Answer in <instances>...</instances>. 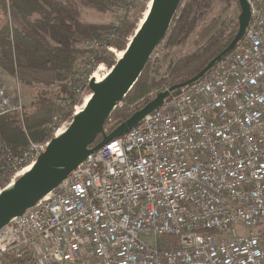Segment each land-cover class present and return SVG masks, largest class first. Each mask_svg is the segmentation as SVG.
<instances>
[{
	"label": "built area",
	"instance_id": "obj_1",
	"mask_svg": "<svg viewBox=\"0 0 264 264\" xmlns=\"http://www.w3.org/2000/svg\"><path fill=\"white\" fill-rule=\"evenodd\" d=\"M249 3L230 54L0 231V264H264V0ZM91 79L68 84L55 137L85 108ZM22 111L19 93L0 82V118ZM49 144L30 141L19 156L4 148L1 177L14 184ZM162 237L177 248L161 250Z\"/></svg>",
	"mask_w": 264,
	"mask_h": 264
},
{
	"label": "trees",
	"instance_id": "obj_2",
	"mask_svg": "<svg viewBox=\"0 0 264 264\" xmlns=\"http://www.w3.org/2000/svg\"><path fill=\"white\" fill-rule=\"evenodd\" d=\"M232 2L239 13L228 20L219 0H183L162 43L168 52L177 48L184 51L189 44L187 52L168 58L164 74L162 67L155 68L157 65L149 61L122 107L106 122L108 134L159 93L195 77L230 45L238 33L241 13L238 0H227L226 5ZM122 4V0H0V68L19 80L29 100L21 113L0 118V156L4 148L19 156L30 141L54 139L53 116L58 102L71 95L67 88L70 81L79 75L89 78L96 66L105 65L110 71L117 64L115 51L127 50L149 11L148 5L140 9L144 15L137 17L133 11L138 7H128L117 24H91L87 16L117 14ZM86 91L91 95L89 86ZM102 140L100 135L92 147ZM159 248H177L175 238H160ZM4 264H34V258L8 257Z\"/></svg>",
	"mask_w": 264,
	"mask_h": 264
},
{
	"label": "water",
	"instance_id": "obj_3",
	"mask_svg": "<svg viewBox=\"0 0 264 264\" xmlns=\"http://www.w3.org/2000/svg\"><path fill=\"white\" fill-rule=\"evenodd\" d=\"M182 2L183 0L151 1L147 16L127 50L123 52V57L118 58L117 64L101 82L94 78L89 82L91 96L85 108L74 117L64 134L50 141L46 153L37 159L31 170L0 194V231L57 189L90 155L137 127L173 93L203 78L244 39L252 17L251 6L249 0H238L241 9L239 29L230 45L195 77L159 93L112 133H106V122L122 105L143 74L155 49L168 35ZM100 135L103 140L92 147Z\"/></svg>",
	"mask_w": 264,
	"mask_h": 264
},
{
	"label": "rangeland",
	"instance_id": "obj_4",
	"mask_svg": "<svg viewBox=\"0 0 264 264\" xmlns=\"http://www.w3.org/2000/svg\"><path fill=\"white\" fill-rule=\"evenodd\" d=\"M219 1H220V3L218 5L225 6L224 14L227 16L228 20H234L235 17L239 13L236 4L234 2H232L231 4L226 5L227 4V0H219ZM122 3L123 4L120 6V10H119V12L117 14H112V13L110 14L109 13L108 15L100 16V15H95V14L89 13L88 16H87V21L89 23H91V24H97V25H104V24H109V23L110 24H117L119 22V18L123 17V14H124L123 11L129 9L127 7V5H125L123 0H122ZM150 3H151L150 0H145L142 3H138L137 5H135L132 8V9H134V8L138 7L137 10L133 11V14L135 15V17L144 15V14H142L140 12V9L142 8V6L144 4H147L148 5V9H149V6H150L149 4ZM145 16H146V14H145ZM0 21H1V19H0ZM189 46L190 45L188 44L187 48H185L184 51L182 49H178L177 48V49L172 50L171 52L170 51L168 52L167 49H166L165 42L162 43L158 54L152 60V65H157V66H155V68L162 67L161 73L164 74L166 72V67H167L166 64H167L168 60H170L171 58L179 57L182 52H184V53L187 52ZM112 51H115V50H112ZM115 53L117 54V59H118L117 51H115ZM101 67L104 70L99 71V69ZM108 73H109V69L105 65H99V66H96V68L94 69V71H93L91 76L93 77L94 75H98L99 77L105 78V76ZM0 74L2 76L0 78V82L3 83L8 89H10V91H12V93H13V91L15 93L16 92L19 93V95H20V97H21V99L23 101V109H24V103H25V105H27L29 103V100L26 98L27 92L23 89V87H22L21 83L19 82V80L17 78H13L10 75H8L3 69L2 70L0 69ZM80 77H84V76H80ZM71 81H73V80H71ZM67 88H69V87H67ZM65 97H66V95L64 96V98ZM89 97H90V93L88 91H85V93H83L81 95V97L79 99V104H78L79 110L83 109V107L85 105V100H86V98L88 99ZM62 101L58 102V107H59V105H61ZM120 107H122V105ZM74 112H75V109H74ZM0 170H1V168H0ZM3 179H6V178H3V177L0 176V180H3ZM11 184H13V183L10 180L8 182L7 186H10ZM8 257L15 258L14 256H8ZM8 257H6V258H8ZM6 258H5V260H6ZM5 260H4V262H5ZM20 260H22V259H20ZM4 262H3V264H4Z\"/></svg>",
	"mask_w": 264,
	"mask_h": 264
},
{
	"label": "bare ground",
	"instance_id": "obj_5",
	"mask_svg": "<svg viewBox=\"0 0 264 264\" xmlns=\"http://www.w3.org/2000/svg\"><path fill=\"white\" fill-rule=\"evenodd\" d=\"M149 5H150V6H149V8H150V7H151V4H149ZM147 13H148V12H147ZM146 16H147V14H146ZM142 22H143V21H142ZM122 57H123V53H118V58L121 59ZM101 70H104V69L101 67V68L99 69V71H101ZM93 78L96 79L97 82H101V81L104 79L103 77H99L98 75H94ZM89 99H90V97L88 98L87 102L89 101ZM64 133H65V129H62V130L59 132L58 136H60V135H62V134H64ZM30 170H31V168L26 169V170L21 174V176L24 175V174H26V173H28Z\"/></svg>",
	"mask_w": 264,
	"mask_h": 264
},
{
	"label": "crops",
	"instance_id": "obj_6",
	"mask_svg": "<svg viewBox=\"0 0 264 264\" xmlns=\"http://www.w3.org/2000/svg\"><path fill=\"white\" fill-rule=\"evenodd\" d=\"M1 69V68H0ZM2 70V69H1ZM2 76H1V74H0V78H1Z\"/></svg>",
	"mask_w": 264,
	"mask_h": 264
}]
</instances>
